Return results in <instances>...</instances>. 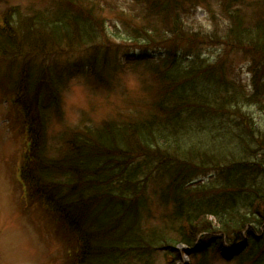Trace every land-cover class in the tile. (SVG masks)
Here are the masks:
<instances>
[{
	"label": "trees",
	"instance_id": "obj_1",
	"mask_svg": "<svg viewBox=\"0 0 264 264\" xmlns=\"http://www.w3.org/2000/svg\"><path fill=\"white\" fill-rule=\"evenodd\" d=\"M57 2L53 14L38 13L32 21L56 39L68 35V49L77 40L88 53L101 22L77 11L73 0ZM130 3L138 26L121 19L114 29L116 38L138 52L123 54L125 61L117 60L114 68L143 71L142 86L152 98L147 114L106 121L96 130L86 123L68 129L59 137V156L47 163L45 125H37V118L45 122L51 107L57 112L65 75L43 65L36 74L27 65L18 68L17 103L30 126V149L21 167L29 198L61 223L67 264H134L146 247L178 244L204 264L215 257L226 264H264V0H226L218 17L207 9L209 19L196 17L201 0ZM16 10L3 13L1 29ZM21 24L22 32L31 31ZM2 35V47L15 43ZM225 43L256 54L248 92L202 54L206 46ZM40 51L28 53L30 60L44 55ZM112 58L106 52L87 54L67 69L110 88L101 68ZM48 82L55 96H47ZM151 198L169 209L161 231L173 232L176 241L144 227L152 219Z\"/></svg>",
	"mask_w": 264,
	"mask_h": 264
},
{
	"label": "rangeland",
	"instance_id": "obj_2",
	"mask_svg": "<svg viewBox=\"0 0 264 264\" xmlns=\"http://www.w3.org/2000/svg\"><path fill=\"white\" fill-rule=\"evenodd\" d=\"M57 1L0 0L1 14L13 7H16V12L21 14L17 19L16 12H12L3 29H1L2 23L0 22L2 36L9 37L15 42L13 45H7L4 42V47L0 44V264H65L63 242L55 236L43 212L24 199V196L22 197L24 186L20 178V164L27 148L26 126L19 110L12 105L8 96L11 87L7 92L3 91L8 88L5 85L8 80L5 78L13 76L10 79L12 80L21 65H27L28 69L35 74L36 70L43 65L44 69L49 68L48 72L51 74H54V70L57 72L60 70L65 75L63 87L57 95L60 102L57 112L54 113V108L51 107L45 122L37 118V125H45V146L42 154L47 163L49 159L59 156L55 149L61 150L59 148L61 147L59 143L61 133L78 126L81 121H86L92 130H96L103 122L129 121L141 117L142 114H147L149 109V96L142 86L143 71L132 67L114 68V62L117 60L122 63L125 61L123 54L126 58L138 52L136 47L116 38L117 32L114 29V24H119L121 19L127 20L131 28L138 26L139 22L137 23L134 19L136 11L133 6L131 8L130 0H102L99 3L97 0H73V3L78 5L77 11L82 14H91L97 20L96 24L101 22L99 26L95 25L97 39L92 43L88 53L77 40L71 43V48L68 49L66 45L68 35L62 33L60 39H56V35L48 32V29L44 32L42 27H39V22L32 21L38 13L53 14L50 10L52 5L58 3ZM201 2L196 17L209 19L207 15L211 12L217 17L219 14L222 15L221 7L226 0H201ZM90 4L95 7L93 12ZM207 9H211V12L208 13ZM22 18L27 19L26 25L21 24L23 23ZM20 24L22 28L32 26L31 31L22 32ZM17 42H19L18 48H24L22 53L17 51L18 48L15 45ZM222 45L204 47L207 49L202 52L203 56L208 57L211 62L217 61L227 71V78L236 84L243 85V89L247 91V69L251 66L256 54L252 51L239 52L226 43ZM38 48L42 54L44 52V55L30 60L31 57L28 55L37 51ZM104 52L113 57L109 60L107 68H101L106 77L104 81L110 82V88L100 87L89 76L85 79L81 75L75 76L67 69L68 66L77 64L80 58H84L87 54L97 57V54ZM114 52L120 57L116 54L112 56ZM12 63L13 75L6 71ZM10 82L8 86H11L12 81ZM45 86H47V96L57 94L49 82ZM24 99H26L25 95ZM51 99L49 100L53 103L54 100ZM261 100L264 102V97H261ZM28 101L32 110L31 114L36 113L37 108L30 94ZM35 174H37L36 171ZM199 179L202 177L197 178L196 181ZM148 208L151 209L152 219H147L144 227L150 230L159 229L158 233L163 231L164 236L176 241L173 232L161 231L164 221H167L163 215L169 209L160 208L156 198L148 201ZM163 247L161 245L146 247L143 256L138 258L134 264H204V261L197 262L194 257L191 258L188 248L183 245L178 244L170 249ZM129 258L128 262L132 263ZM212 262V264H226L221 258L216 257Z\"/></svg>",
	"mask_w": 264,
	"mask_h": 264
}]
</instances>
